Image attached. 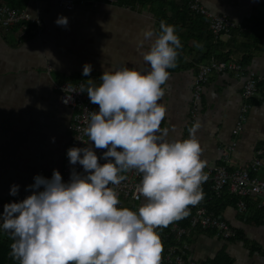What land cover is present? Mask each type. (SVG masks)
Listing matches in <instances>:
<instances>
[{"label":"crops","instance_id":"crops-1","mask_svg":"<svg viewBox=\"0 0 264 264\" xmlns=\"http://www.w3.org/2000/svg\"><path fill=\"white\" fill-rule=\"evenodd\" d=\"M78 1L70 9L51 0L27 3L31 11L40 12L42 17L40 36L30 34L23 38L14 28L0 27V199L10 195L12 185H18L21 190L39 170L49 174L61 170L69 141L66 127L71 111L59 103L53 81L83 80L87 87L89 79L98 85L105 69L150 70L142 53L149 50L151 42L144 40L143 32L153 29L158 33L159 12L154 14L142 7L138 13L133 12L136 18H129V7L113 1ZM185 1L174 0V8L168 7V14L173 15L172 11ZM200 1L215 13H226L239 28L214 43L205 34L200 40L193 32L189 40L180 39L178 66L169 71L166 93L160 101L167 107L161 128L168 129L167 140H183L188 138L192 124L199 120L201 127L196 138L203 148L201 158L207 161L206 168L222 163L221 151L232 140L237 145L230 154V167L248 166L264 139V101H251L253 105L243 131L233 136L232 129L243 102L241 90L245 78L228 72L212 73L202 88L194 122H190L189 107L199 63L194 60L206 49L216 55L238 58L249 69L264 74V0ZM60 16L67 18L66 27L55 22ZM198 21L205 25L204 17ZM194 46L198 49H193ZM85 64L92 66L87 77L82 75ZM48 65L52 68L49 72ZM85 146L92 147L98 158L106 151L96 149L91 141ZM102 161L99 159V163ZM83 171L81 166L79 173ZM256 175L264 180V155ZM230 206L221 212L236 227L238 237L217 239L210 231L191 230L187 256L213 264L220 258L232 264H264V225L244 222Z\"/></svg>","mask_w":264,"mask_h":264},{"label":"clouds","instance_id":"clouds-1","mask_svg":"<svg viewBox=\"0 0 264 264\" xmlns=\"http://www.w3.org/2000/svg\"><path fill=\"white\" fill-rule=\"evenodd\" d=\"M55 22L68 24L63 16ZM143 38L151 42L142 53L149 71L105 69L98 85L89 79L86 89L81 86L98 105L84 134L96 149H106L101 158L107 162L99 163L90 146L72 147L69 163L81 165L83 174L73 170L68 182L57 170L50 179L37 175L26 188L30 195L3 206L0 228L12 239L9 255L18 264H161L156 229L187 217L204 199L208 175L196 138L200 121L183 140H167L168 129L161 128L168 69L177 66L182 47L176 26L161 20L158 33L146 29ZM91 71L85 64L82 75ZM133 170L140 175L136 199L145 201L138 211L119 207L116 191ZM18 190L12 185L10 195Z\"/></svg>","mask_w":264,"mask_h":264},{"label":"built area","instance_id":"built-area-1","mask_svg":"<svg viewBox=\"0 0 264 264\" xmlns=\"http://www.w3.org/2000/svg\"><path fill=\"white\" fill-rule=\"evenodd\" d=\"M56 1L61 7L67 9L73 8L77 4L76 0ZM188 6L191 12L205 18L207 29L215 39L229 37L234 29L239 28L237 22L226 13H215L206 8L200 0H189ZM0 27L6 30L14 28L20 36L26 38L30 34L40 36L43 31V21L40 12L34 13L28 8V4L24 7H17L1 2ZM198 62L191 89L190 122H194L193 119L198 109L202 88L208 77L212 73H232L234 77L245 78L241 90L243 102L240 114L232 129L233 136L239 135L244 129L249 110L253 105L251 101L253 99L264 101V74H258L249 69L238 58L219 59L211 55ZM47 70L48 72L52 70L51 66L48 65ZM82 85L86 89L83 80L74 83L53 81V88L57 92L59 103L68 107L71 111L66 127L69 132V141L66 146V156L59 172L64 182L69 181L73 170L78 173L81 170L78 163L76 165L69 163L67 151L72 147L83 146L85 140H87L84 130L88 124L89 113L98 111V105L90 102L86 91L81 92ZM236 145L237 141L232 140L221 151L222 163L204 170L208 175V179L202 185V188L210 190L211 197L209 200L220 199V202L223 203L226 197L230 198L234 214L241 216L244 222L250 220L257 212L263 214L264 220V180L256 175V172L262 166L264 139L263 143L255 149L254 156L248 166L231 168L229 165L230 154L236 148ZM37 175L47 179L52 176L44 170H39L35 176ZM126 175L128 178L116 187L120 199L119 207H127L130 210L138 211L139 206L144 203L143 197L139 200L136 199V185L140 181V175L134 170L129 171ZM34 177L21 190H18L17 195H9L0 199V213L3 212L5 204L19 202L31 194V190L26 191V188L34 183ZM230 205L227 206L231 207ZM2 222V219H0V224ZM191 230L210 231L224 240L238 237V230L228 221V218L223 216L222 212L215 214L210 211L206 203L202 201L198 205L190 207V215L187 217L171 223L166 228L156 229L163 245L161 264H213L211 261H195L187 256L186 251ZM0 231H3L2 228H0Z\"/></svg>","mask_w":264,"mask_h":264},{"label":"trees","instance_id":"trees-1","mask_svg":"<svg viewBox=\"0 0 264 264\" xmlns=\"http://www.w3.org/2000/svg\"><path fill=\"white\" fill-rule=\"evenodd\" d=\"M30 1L31 0H0V2L7 3L8 5L19 6V7H24L25 5H27V3H30ZM110 1H113V3L119 6L121 5L127 6L129 7L130 10L137 12L142 7H147V9L154 14H157L159 12L161 14V16H159V19L165 21L168 24H172L176 26V33L180 37L181 41L189 40L191 38L192 32L196 34L198 36L197 38H200V40L202 39V35L205 34L207 38H210L212 40L213 43L217 41V39H215L214 36L205 27L206 21H205V25L202 24L201 22L202 20L198 21V19L202 18V16L196 15L190 11V8L188 6L189 0H186L180 7H177L175 10H173L172 11L173 15L171 16L168 14V7L174 8V0H110ZM199 22H201V25H198ZM181 30H184V32L182 33ZM193 37L194 39L196 38V36ZM195 41L197 42L196 39ZM193 49L197 50L198 47L194 46ZM211 55H214L216 56V58L219 59L229 58L227 56L224 57L223 54L216 55L213 50L206 49V51L204 53H201V56H199L194 61L197 62L201 61L204 58L210 57ZM177 66H178V60H177ZM173 69L174 68L168 69V71ZM105 162L107 161L103 159L101 164ZM202 189L204 192V199L202 201H204L206 203L207 208L210 211L214 212L215 214L221 212L228 204L232 205V200L228 197L225 198V201L223 203L220 202V199L209 200V198L211 197L210 190L205 188ZM252 222L258 225L260 224L264 225L263 214L257 212L246 223L250 224ZM11 243H13V241L10 238V236L4 231H0V264H18V261L13 260L9 255ZM215 263L232 264L230 260L228 259L225 260L222 258H220V260L215 261Z\"/></svg>","mask_w":264,"mask_h":264},{"label":"rangeland","instance_id":"rangeland-1","mask_svg":"<svg viewBox=\"0 0 264 264\" xmlns=\"http://www.w3.org/2000/svg\"><path fill=\"white\" fill-rule=\"evenodd\" d=\"M44 1H45V0H41V3H43ZM51 1H56V0H51ZM178 1H179V0H178ZM56 2H57V1H56ZM78 2H79V1H78ZM78 2H77V4L81 3V2H79V3H78ZM57 3H58V2H57ZM66 9H67V8H66ZM41 10H42V6H41ZM147 11H148V10H147ZM133 12H134V11L131 10V14L129 15V18H130V17H135V16H133ZM136 13H138V12L136 11ZM141 13H142V12H141ZM142 14H144V13H142ZM135 18H136V17H135ZM139 19H143L142 16H139ZM187 59H189V57H187ZM186 61H187V60H186ZM196 112H197V110H196ZM195 114H196V113H195ZM245 122H246V121H245ZM86 141H87V140H85V142H86ZM84 145H85V143L83 144V146H84ZM83 146H82V147H83ZM143 202H144V199H143ZM199 232H201V231H198V232H196V233H199ZM210 234H212L213 236H215L213 233H210ZM210 234H209V235H210ZM215 238L219 239V238L216 237V236H215Z\"/></svg>","mask_w":264,"mask_h":264}]
</instances>
